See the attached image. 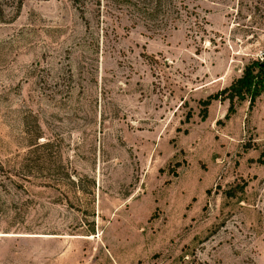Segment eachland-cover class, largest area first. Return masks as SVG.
I'll list each match as a JSON object with an SVG mask.
<instances>
[{"label": "rangeland", "instance_id": "rangeland-1", "mask_svg": "<svg viewBox=\"0 0 264 264\" xmlns=\"http://www.w3.org/2000/svg\"><path fill=\"white\" fill-rule=\"evenodd\" d=\"M176 1L0 0V264H264V0Z\"/></svg>", "mask_w": 264, "mask_h": 264}, {"label": "trees", "instance_id": "trees-1", "mask_svg": "<svg viewBox=\"0 0 264 264\" xmlns=\"http://www.w3.org/2000/svg\"><path fill=\"white\" fill-rule=\"evenodd\" d=\"M161 0H148L149 4L154 5V14L157 12V4ZM175 0H171L170 4ZM176 3L182 5L184 0H178ZM264 92V61L251 60L243 68L242 75L232 82V84L220 90L214 95L207 97L203 101L201 118L205 119L207 108L212 101L228 102V113L225 118H228L230 114L233 113L236 103L247 101L249 106L252 107L260 95ZM240 188L239 192L243 190V186L236 187ZM237 194L234 192H227L226 196L229 198L235 197Z\"/></svg>", "mask_w": 264, "mask_h": 264}]
</instances>
